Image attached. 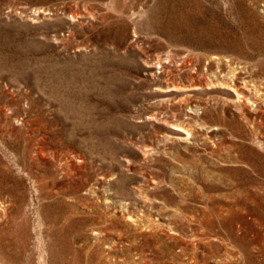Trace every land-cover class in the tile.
Masks as SVG:
<instances>
[{
    "label": "rangeland",
    "instance_id": "obj_1",
    "mask_svg": "<svg viewBox=\"0 0 264 264\" xmlns=\"http://www.w3.org/2000/svg\"><path fill=\"white\" fill-rule=\"evenodd\" d=\"M0 264H264V0H0Z\"/></svg>",
    "mask_w": 264,
    "mask_h": 264
},
{
    "label": "bare ground",
    "instance_id": "obj_2",
    "mask_svg": "<svg viewBox=\"0 0 264 264\" xmlns=\"http://www.w3.org/2000/svg\"><path fill=\"white\" fill-rule=\"evenodd\" d=\"M232 88H234V90H236L235 87H232ZM187 133L189 134V131H187Z\"/></svg>",
    "mask_w": 264,
    "mask_h": 264
}]
</instances>
